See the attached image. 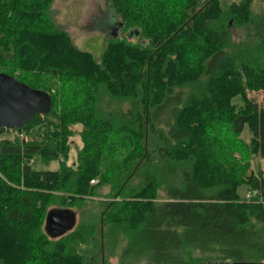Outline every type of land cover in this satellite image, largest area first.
I'll list each match as a JSON object with an SVG mask.
<instances>
[{
  "label": "trees",
  "instance_id": "1",
  "mask_svg": "<svg viewBox=\"0 0 264 264\" xmlns=\"http://www.w3.org/2000/svg\"><path fill=\"white\" fill-rule=\"evenodd\" d=\"M54 1L0 0V61L20 59L47 79L5 73L52 101L18 129L32 130L29 141L0 144V244L11 247L0 246L2 264H108L121 235L120 264H264V173L248 172L244 157L220 151L211 133L238 136L247 125L253 153L264 157V107L246 99L264 90V15L255 18L249 0H108L119 34L137 42L107 37L97 58L59 28ZM230 25L245 26L247 41L232 44ZM43 79L60 82L57 92ZM238 94L247 101L235 111ZM78 122L86 128L74 167L66 141L69 124ZM114 136L121 143L113 150L127 146L119 160L103 154L102 143ZM37 157L59 160L60 168H33ZM21 158L23 177H16L8 164ZM175 164L190 171L172 176L178 184L158 201L157 189L170 178L166 167ZM158 175L151 188L150 176ZM98 177L115 201L51 237L47 214L69 207L49 205L81 200ZM241 185L250 198L239 195ZM190 250L209 257L197 262Z\"/></svg>",
  "mask_w": 264,
  "mask_h": 264
},
{
  "label": "rangeland",
  "instance_id": "2",
  "mask_svg": "<svg viewBox=\"0 0 264 264\" xmlns=\"http://www.w3.org/2000/svg\"><path fill=\"white\" fill-rule=\"evenodd\" d=\"M226 1L233 4L234 2L238 3L239 1L243 2L245 0ZM249 2L251 13L253 14V16H255V18L264 15V0H249ZM51 16L54 18L59 28L69 34L74 45H76L80 49L91 51L97 58L100 57L101 53L104 51L107 44V36L113 33L115 21H118L117 17L114 16L111 7L108 6V0H55L51 6ZM248 33L249 31L245 26L230 25L228 30L230 41L232 42V44L237 45L239 43L243 44L245 41H247L246 38ZM118 37L128 40L131 43L137 42L136 37L130 36L124 30L120 32ZM20 58H23V56H21ZM0 72H10L14 76L23 78L24 80L30 82L32 80H39L41 76H43L44 79H47V76L45 74L41 76L36 75L34 67L32 65H24L23 63H21L20 59H17L15 61H13V59L0 61ZM44 79L40 83L42 85L48 86L51 92L56 93L57 87L59 86L60 82L53 79H51V81ZM69 94L70 93H67V95ZM246 97H248L246 99L253 101L259 107H264V90L249 91ZM246 99L243 100L242 96L239 94L232 99V103L235 105V111H240L242 108H245L247 101ZM85 128L86 127H84V125L80 122L69 124L68 136L66 141L69 147L67 160V165L69 166H77V163L79 161L78 156L80 150L84 145L82 133ZM31 131L32 130H23L16 132L13 129H3L0 131V144L3 141L14 142L15 144H23L29 141L31 137H33L34 133L31 134ZM163 131H166V129L163 128ZM211 133L213 134L216 142L223 145L220 151L228 150V152H234V156H236L237 159L241 156L244 157V161L246 163H251V168L248 169V172L254 171L255 173H264V157L257 153H253V148L250 146L252 133L247 125L238 136L231 135L232 133H229L224 129L222 132L214 130ZM118 138L119 136H114V138L110 139L109 141L102 143L106 146L103 154L107 156L108 159L119 160L122 158V155H125L128 152L127 146L121 148L119 151L112 149L111 144L113 142L117 145H120L121 142L118 140ZM159 140H162V138L159 137ZM126 143L127 142H123V146ZM151 146L153 148V145ZM151 152L153 151H151L150 149L149 153ZM61 157L64 156L61 154ZM60 162L61 161L58 160L47 163L41 157L30 159L32 167L36 169H59ZM9 164L8 168L10 169L11 173L16 177L21 176L19 167H21V165L23 164V159L21 158L18 161L15 160ZM105 167L106 165L104 164L103 170L106 169ZM166 168L167 169L165 171V174L170 176V178L168 179L166 177L160 187L157 189L158 201H164L168 198V187L171 184H178V182L172 183L173 181H171V177L175 174L179 177L178 173L181 172L180 170L184 168L190 171L191 166L189 167V165L187 166V164H175ZM150 180V186L151 188H153L157 186L159 180H161V177L158 175L157 177L151 178L150 176ZM91 189H93L94 192L90 190V194H88V196H84L83 198H81V200H79L78 197L69 199V203H65L64 205L60 204V202L58 201L54 204L51 203L48 209L52 207H69L68 209L75 212L76 224L87 221L93 214H95L102 208V203L115 201V198L112 196V186L109 183L102 184V181L99 177L96 178V181L92 184ZM238 193L241 197H245L246 194L249 193V189L246 185H241L238 188ZM250 195L252 196V194ZM125 243L126 241L124 239V236L121 235L119 244L116 247V251L114 252L113 256L109 258L108 264H120V254ZM4 245H6L5 242H1L0 246ZM7 248L9 247L6 245V249ZM10 249L11 247L9 248V250ZM189 252L193 259H199L197 262H199L200 259H204L205 261H207L209 257L207 254H202L198 251L190 250ZM0 264H2L1 260ZM129 264L150 263L145 260H139L137 262Z\"/></svg>",
  "mask_w": 264,
  "mask_h": 264
},
{
  "label": "water",
  "instance_id": "3",
  "mask_svg": "<svg viewBox=\"0 0 264 264\" xmlns=\"http://www.w3.org/2000/svg\"><path fill=\"white\" fill-rule=\"evenodd\" d=\"M121 26L116 20L113 33L107 37H116ZM51 106L48 92L34 89L10 74L0 72V127L22 129L33 116L47 113ZM75 225V212L68 208L53 209L47 214L46 232L53 238L64 235Z\"/></svg>",
  "mask_w": 264,
  "mask_h": 264
},
{
  "label": "built area",
  "instance_id": "4",
  "mask_svg": "<svg viewBox=\"0 0 264 264\" xmlns=\"http://www.w3.org/2000/svg\"><path fill=\"white\" fill-rule=\"evenodd\" d=\"M13 130L16 131V132H18V129H13ZM92 182H93V181H92ZM250 196H251L250 193H248V194L246 195L247 198H250Z\"/></svg>",
  "mask_w": 264,
  "mask_h": 264
}]
</instances>
